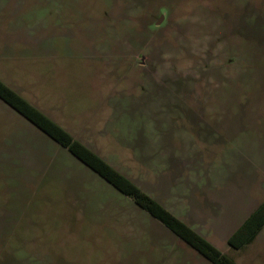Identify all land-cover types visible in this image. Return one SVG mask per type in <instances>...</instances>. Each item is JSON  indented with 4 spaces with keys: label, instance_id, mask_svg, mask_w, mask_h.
<instances>
[{
    "label": "rangeland",
    "instance_id": "1",
    "mask_svg": "<svg viewBox=\"0 0 264 264\" xmlns=\"http://www.w3.org/2000/svg\"><path fill=\"white\" fill-rule=\"evenodd\" d=\"M0 80L264 264V235L228 245L224 202L232 168H264V0H0ZM34 128L0 99V264H213Z\"/></svg>",
    "mask_w": 264,
    "mask_h": 264
},
{
    "label": "trees",
    "instance_id": "2",
    "mask_svg": "<svg viewBox=\"0 0 264 264\" xmlns=\"http://www.w3.org/2000/svg\"><path fill=\"white\" fill-rule=\"evenodd\" d=\"M0 99L25 117L57 144L66 148L73 156L104 178L117 190L130 196L138 206L145 209L151 216L164 224L177 237L185 241L208 261L213 264H237L232 258L219 251L184 221L165 209L126 175L115 169L95 151L74 138L67 130L54 122L36 106L1 80ZM263 224L264 201L227 238L228 245L231 248L237 249L251 242L256 232Z\"/></svg>",
    "mask_w": 264,
    "mask_h": 264
},
{
    "label": "crops",
    "instance_id": "3",
    "mask_svg": "<svg viewBox=\"0 0 264 264\" xmlns=\"http://www.w3.org/2000/svg\"><path fill=\"white\" fill-rule=\"evenodd\" d=\"M27 100V99H26ZM4 102V101H3ZM31 103V102H30ZM6 104V103H5ZM34 105V104H33ZM9 106V105H8ZM35 106V105H34ZM10 107V106H9ZM11 108V107H10ZM38 108V107H37ZM15 113L16 111L11 108ZM39 109V108H38ZM40 110V109H39ZM42 111V110H41ZM43 112V111H42ZM44 114H46L45 112H43ZM18 114V112H17ZM21 115V114H20ZM47 115V114H46ZM22 116V115H21ZM49 118H51L49 115H47ZM23 117V116H22ZM25 118V117H23ZM52 119V118H51ZM25 120L27 122H29L33 127L37 128L35 125H33L30 121H28L26 118ZM53 120V119H52ZM54 122H56L55 120H53ZM57 124H59L58 122H56ZM60 125V124H59ZM61 126V125H60ZM63 127V126H61ZM34 128V129H35ZM64 128V127H63ZM65 129V128H64ZM37 130H40L37 128ZM66 130V129H65ZM41 131V130H40ZM39 131V132H40ZM42 132V131H41ZM43 133V132H42ZM41 133V134H42ZM70 133V132H69ZM40 134V133H39ZM71 134V133H70ZM46 135V134H45ZM44 137V136H43ZM74 137V136H73ZM45 138V137H44ZM75 138V137H74ZM77 139V138H76ZM79 140V139H77ZM50 141V140H49ZM54 141V140H53ZM80 141V140H79ZM82 142V141H80ZM83 143V142H82ZM84 144V143H83ZM86 145V144H85ZM87 146V145H86ZM18 147V145H15V148ZM89 147V146H87ZM90 148V147H89ZM91 149V148H90ZM94 151V150H93ZM99 155V154H98ZM254 169H256V172L249 174V171H247V169H237V166H235L234 168H232V171L236 172V176H234L235 174H232L231 177H229L227 175V179L226 181L228 182L227 186L225 184V194L227 196V200L224 202L225 207H227L226 209H228L229 213L233 212L232 215L237 214L239 209L242 208L243 209V213L244 215H242L240 218L237 219H230L232 221V232L229 233V235L227 237H229L243 222L244 220L250 215L252 214L258 207L259 205L264 201V174L261 172L264 170V168H260L258 166V168H255V166H253ZM249 168L251 169V166H249ZM231 171V172H232ZM227 189V190H226ZM219 192H223V188L218 189ZM256 192V197L253 196V193ZM223 202V199H222ZM237 202V203H236ZM236 203V205H235ZM229 216V215H228ZM224 220V219H222ZM228 220V219H227ZM226 220V221H227ZM183 221V220H182ZM187 224V223H186ZM188 226H190L189 224H187ZM192 229H194L196 232H198L195 228H193L192 226H190ZM199 233V232H198ZM200 234V233H199ZM201 235V234H200ZM264 235V224L261 226V228L256 232L253 240L247 244H251L254 243L255 241H257L259 238H261V236ZM204 237V236H203ZM264 238V236H263ZM245 244V245H247ZM244 245V246H245ZM243 247V246H242Z\"/></svg>",
    "mask_w": 264,
    "mask_h": 264
}]
</instances>
